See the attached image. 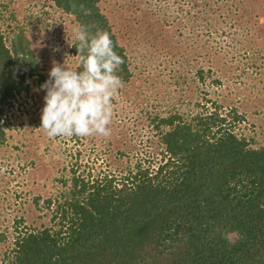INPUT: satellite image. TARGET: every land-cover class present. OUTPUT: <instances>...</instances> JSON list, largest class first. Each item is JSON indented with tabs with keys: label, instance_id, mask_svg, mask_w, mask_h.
Wrapping results in <instances>:
<instances>
[{
	"label": "rangeland",
	"instance_id": "374dc122",
	"mask_svg": "<svg viewBox=\"0 0 264 264\" xmlns=\"http://www.w3.org/2000/svg\"><path fill=\"white\" fill-rule=\"evenodd\" d=\"M99 5L131 74L113 99L111 134L49 138L40 128L45 95L40 85L53 61L66 60L76 70L71 52L76 24L52 0H0V23L5 30L24 28L43 76L30 80L27 95L3 107L0 233L6 239L0 242V264L15 225L24 231L54 224L55 206L46 208L45 201L59 200L73 175L94 180L119 177L139 163L156 167L163 150L156 128L161 118L179 114L189 120L200 110L197 105L215 102L243 115L237 134L252 139L253 146L264 145V0H99Z\"/></svg>",
	"mask_w": 264,
	"mask_h": 264
},
{
	"label": "trees",
	"instance_id": "16d2710c",
	"mask_svg": "<svg viewBox=\"0 0 264 264\" xmlns=\"http://www.w3.org/2000/svg\"><path fill=\"white\" fill-rule=\"evenodd\" d=\"M52 1L76 26L110 33L124 60L117 74L128 82L125 50L99 0ZM77 46L75 40V56ZM197 76L203 80L201 70ZM31 79L43 76L29 36L22 26L5 30L0 23V142L3 107L27 95ZM197 106L189 120L159 119L163 150L156 167L139 163L119 177L94 180L73 175L59 200L45 201L55 206L54 224L24 231L15 225L3 263L264 264V145L234 131L244 120L236 109ZM226 233L236 234L231 243Z\"/></svg>",
	"mask_w": 264,
	"mask_h": 264
},
{
	"label": "clouds",
	"instance_id": "9594fccd",
	"mask_svg": "<svg viewBox=\"0 0 264 264\" xmlns=\"http://www.w3.org/2000/svg\"><path fill=\"white\" fill-rule=\"evenodd\" d=\"M73 33L78 42L75 57L82 70L67 67L66 60L63 64L52 62L48 79L40 85L45 92L40 128L49 138L108 137L114 118L113 99L124 84L117 74L124 60L114 50L108 31L77 25ZM234 235L226 233L224 238L231 243Z\"/></svg>",
	"mask_w": 264,
	"mask_h": 264
}]
</instances>
